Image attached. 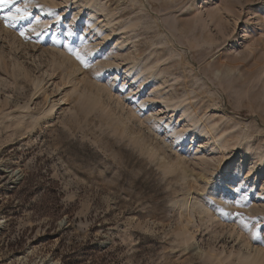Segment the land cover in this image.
Returning a JSON list of instances; mask_svg holds the SVG:
<instances>
[{
  "label": "rangeland",
  "instance_id": "rangeland-1",
  "mask_svg": "<svg viewBox=\"0 0 264 264\" xmlns=\"http://www.w3.org/2000/svg\"><path fill=\"white\" fill-rule=\"evenodd\" d=\"M262 3L0 9V264H215L208 254H235L240 238L264 252ZM222 161L241 179L211 196ZM190 188L212 217L193 211L185 245L172 202Z\"/></svg>",
  "mask_w": 264,
  "mask_h": 264
},
{
  "label": "bare ground",
  "instance_id": "bare-ground-1",
  "mask_svg": "<svg viewBox=\"0 0 264 264\" xmlns=\"http://www.w3.org/2000/svg\"><path fill=\"white\" fill-rule=\"evenodd\" d=\"M260 6L261 7L259 8V11H264V3L260 4ZM73 67H75V66L73 65ZM75 72H77V71H75ZM44 73H46V72H44ZM67 78H69V77H67ZM32 84H33L35 90L37 92H39L40 87H41V82L38 81V79L34 78V79H32ZM84 97L86 99L87 104L94 107L97 104L99 96L96 97V96L84 95ZM63 98H64V96L62 95L59 99H57V101H50L49 100V104H48L47 108L39 111L35 117H34V115L31 117L39 119V118H42L45 116H53V115L57 114V111L59 110L60 105L62 104ZM45 100L48 101L47 98H45ZM19 109L26 110L27 106L24 105V106L20 107ZM34 123H35V121H34ZM20 124H21V122H20ZM178 139L182 140V138L179 136H178ZM137 142H138V140H137ZM138 144H139V142H138ZM151 157H152V155H151ZM176 162L175 163L172 162V163L176 164ZM173 164L170 165V163H169V165H168L167 163L166 164L162 163V164H160L158 169L160 171L164 172L165 174H170L173 171H175ZM222 165H223L222 173L220 174V176L218 177V180H217V182H219V185L217 187H213V188L211 187L212 188L211 196H217L220 193H223V191H224V187L222 186L223 182L230 180V179L231 180L232 179L233 180H236V179L240 180L241 179V174H239L238 169L236 170L231 163H228L227 161H222ZM233 168L235 170H233ZM182 182H183V187H186L187 183H188L186 181V178H184ZM193 186H194V183H193ZM190 191H191V188L186 189L184 191V195H182L179 200H175V201L173 200V202H172L173 206H178V209L180 210L179 214H180V217L182 218L183 221L181 220L182 228L180 229L179 237L181 238L182 242L185 245H187L189 240H191V238H192L191 232L189 231V227H195V224L193 221L194 216H192L193 211L196 212L201 217L203 215H205L206 218L212 217V215L209 214L210 211L208 212L206 207L203 206V203L196 202V201L191 202L193 197L191 196L192 192L190 193ZM202 221H204L203 218H202ZM206 221H208V220H206ZM212 225H214V224H212ZM238 244H240V247H241L240 251L236 252L235 254L233 252H230V254L228 256L223 257V259H221V260L219 258H217V256H214L212 253H209L207 257L211 261L216 262L215 264H221L220 262H222V261L228 262V260L232 257H234L236 259L237 264H264V252L261 249H259L256 246L249 245L248 241H246L244 238H240V243H238ZM242 248L245 249L244 251H246V252H243Z\"/></svg>",
  "mask_w": 264,
  "mask_h": 264
},
{
  "label": "snow or ice",
  "instance_id": "snow-or-ice-1",
  "mask_svg": "<svg viewBox=\"0 0 264 264\" xmlns=\"http://www.w3.org/2000/svg\"><path fill=\"white\" fill-rule=\"evenodd\" d=\"M16 2V0H0V9L2 8H10L14 3ZM7 18H12V19H23L24 18V12L21 9H17L16 10V14L15 15H11ZM21 35H23V33H21ZM77 59H80L79 56H77ZM253 239L256 238L255 233H253Z\"/></svg>",
  "mask_w": 264,
  "mask_h": 264
}]
</instances>
